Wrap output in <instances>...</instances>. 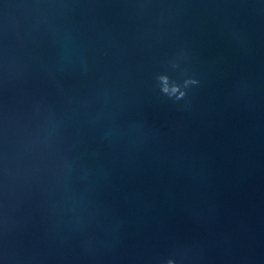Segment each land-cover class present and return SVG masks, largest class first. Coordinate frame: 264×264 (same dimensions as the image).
<instances>
[{
  "label": "water",
  "instance_id": "1",
  "mask_svg": "<svg viewBox=\"0 0 264 264\" xmlns=\"http://www.w3.org/2000/svg\"><path fill=\"white\" fill-rule=\"evenodd\" d=\"M168 259L264 264V0H0V264Z\"/></svg>",
  "mask_w": 264,
  "mask_h": 264
},
{
  "label": "clouds",
  "instance_id": "2",
  "mask_svg": "<svg viewBox=\"0 0 264 264\" xmlns=\"http://www.w3.org/2000/svg\"><path fill=\"white\" fill-rule=\"evenodd\" d=\"M159 80L161 82V91L168 95L169 97H175L176 100H180L181 98H184L186 95V92L182 90L181 86L176 83H169V78L167 76H160ZM198 81L196 80H185L184 81V88H187L189 84H196ZM166 264H177L176 260L174 259H168L166 261Z\"/></svg>",
  "mask_w": 264,
  "mask_h": 264
}]
</instances>
